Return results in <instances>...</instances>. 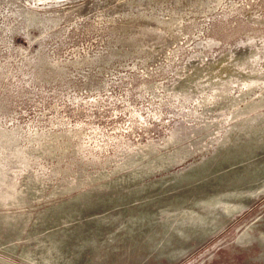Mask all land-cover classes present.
Segmentation results:
<instances>
[{
  "label": "rangeland",
  "instance_id": "obj_1",
  "mask_svg": "<svg viewBox=\"0 0 264 264\" xmlns=\"http://www.w3.org/2000/svg\"><path fill=\"white\" fill-rule=\"evenodd\" d=\"M0 264H264V0H0Z\"/></svg>",
  "mask_w": 264,
  "mask_h": 264
},
{
  "label": "bare ground",
  "instance_id": "obj_2",
  "mask_svg": "<svg viewBox=\"0 0 264 264\" xmlns=\"http://www.w3.org/2000/svg\"><path fill=\"white\" fill-rule=\"evenodd\" d=\"M236 208H237L236 205H228V206L226 207L227 211L234 210V209H236Z\"/></svg>",
  "mask_w": 264,
  "mask_h": 264
}]
</instances>
